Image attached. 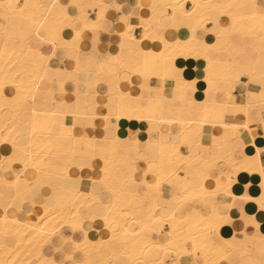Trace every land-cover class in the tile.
Here are the masks:
<instances>
[{
	"label": "snow or ice",
	"instance_id": "obj_1",
	"mask_svg": "<svg viewBox=\"0 0 264 264\" xmlns=\"http://www.w3.org/2000/svg\"><path fill=\"white\" fill-rule=\"evenodd\" d=\"M80 7L82 6L68 3L48 5L30 4L27 0L24 3L20 0H0L4 21L0 25V115L4 116L0 122V144L10 145L11 151L10 155L0 157V182L8 189L3 194L5 202L0 213L4 223H7L10 214L15 217L27 211L31 215V210L26 207L28 204L42 203L47 209L49 205L45 202L56 200L58 190L68 186L71 179L70 174H65L68 167H96L92 159L95 157V149L102 146L94 145L77 127L78 123L88 119L87 112L73 111L71 107L66 111L52 110L56 105L57 87L64 91L65 84L72 81L76 85V94L79 95L82 91L83 77L79 71V56L76 57L75 72L62 71L54 64L56 61L62 63L66 56H70V48H75L81 37V33L76 30L77 26L71 23L74 17L70 14V9ZM169 7L175 9L182 5ZM201 7L207 10L204 15L211 24V27L203 26L202 32L205 35L212 33L216 37L215 45L205 47L217 48L223 44L222 50L229 56L228 59L214 58L207 50L195 53L197 59L203 56L208 61L205 69L208 73L205 77L208 89L203 101L205 111L209 103H219V98L214 93L219 90L220 81L213 78V64L219 63L225 68V82L230 85L229 96H232V90H241L242 99L233 105L235 110L251 119L255 114L253 109L258 108L259 120L264 123V0H258V3L252 5H193L194 10ZM55 8L61 9L58 16L52 14V9ZM248 9L254 11H247ZM222 16L228 19L222 20ZM172 18L175 19V16ZM64 27H72L76 32L71 41L60 36ZM152 38L161 41L164 51L160 53L158 60L146 64L141 74L147 80L151 75L159 78L169 68L174 70L157 84L155 91L159 94L160 103L155 106V110L143 103L129 105V109L136 113V119L147 121L148 140L142 143L136 139V134H130L123 141L116 137L120 145L115 153L121 161L119 183L109 182L110 161L106 155L103 156L106 175L102 179L93 180V191L83 202L89 206L90 211L94 206L107 207L109 211L117 206L122 216L134 215L139 211L147 216V222L139 231L131 233L135 242L127 238V232L121 237L119 229L114 228L110 240V255L106 259L82 258L80 244L62 230L43 233L46 239L40 247L37 264H264V224L259 223L254 215H248L245 209L246 202H254L258 210L264 212V149L258 150V155L261 156L258 195L250 194V186H246L242 195L229 194L231 202L213 197L205 199L203 207H197L194 203L199 197L184 196L183 192L189 189L195 192L200 187L201 175L214 177L218 170L223 176L224 168L219 160L209 163V156H202L199 151L193 152L192 141L186 137L173 138L169 135L167 139L154 145L153 132L157 130L156 124L177 122L175 119H166L163 113L165 104H175L177 100V95H167L168 81L176 83L174 93H182L180 99L196 104L188 92L198 90L197 80L183 81L178 75L179 69L170 65L169 59L176 55H189L187 46L193 41L202 42L203 37L198 36L193 28L184 46L176 41V47L171 52L166 35L162 36L157 32ZM92 39L95 51V35ZM166 53H169L167 57ZM9 83L13 88L12 93L6 90ZM145 86H148L147 83ZM149 90L152 89L149 87ZM38 94L44 100L43 104L38 103ZM48 100H51V104ZM38 116H50L52 119L41 121L36 119ZM68 116L74 117L71 125L67 122ZM104 119L111 124L110 116ZM240 127L246 128L247 124ZM185 148L188 149V155H185ZM140 159L145 161L146 170L143 165L137 164ZM138 169L144 170L145 177L151 172L156 179L153 182L145 179L136 183L131 173ZM247 170L255 171L256 168L253 166ZM165 183L173 187L174 195L171 200L164 201L172 207L164 209L165 215L160 216V205H149L146 198L155 191L158 198L163 200ZM132 186L140 199L136 208H129L126 202L121 201V197H125ZM142 186H146L149 191L143 192ZM177 189L179 191H175ZM141 192L143 197H140ZM105 199L112 203L105 206ZM77 203H72L67 212L69 217L82 216L81 209L76 207ZM153 208L157 210L153 211ZM232 209H239L242 227H238L229 215V210ZM50 215L51 212L46 211L41 218L42 222ZM12 222L16 223L17 220L13 219ZM66 223L74 231L77 227L83 231L82 219H70ZM153 224L170 227V231L168 228H160L157 232V236L166 234V240L144 234ZM229 224L234 233L231 239L226 240L222 229ZM63 226L61 224L59 228L62 229ZM37 230L38 227L32 231ZM152 230L155 231V228ZM30 235L31 233L25 235L24 239H28ZM144 240L149 241L156 251H151L149 245L143 243ZM3 247L8 250L9 259L0 260V264H17L12 256L13 253L18 255L16 250L19 245L10 248L5 240Z\"/></svg>",
	"mask_w": 264,
	"mask_h": 264
},
{
	"label": "bare ground",
	"instance_id": "obj_2",
	"mask_svg": "<svg viewBox=\"0 0 264 264\" xmlns=\"http://www.w3.org/2000/svg\"><path fill=\"white\" fill-rule=\"evenodd\" d=\"M25 2V0H20V2ZM140 1V0H139ZM152 3H157L160 7V10H153L150 14L149 18H144L142 17L141 13L138 15L131 14L129 22L125 26V30L121 33V37L124 38V40L131 41L132 43H139L142 41H147L151 43H157L158 46H160L159 49L155 50L152 48L144 49V48H139V51L134 52L130 51V54L132 55L131 57L124 58L123 53L119 52L115 56H110L109 60L114 61L121 69H126L129 74H130V80H129V86L130 87H136L138 89L137 92L132 91H123L120 88V80L118 81L117 88L118 91L116 95L112 99L113 101V107L116 110V114L113 115L112 118H114L117 122V126L114 129V139H113V145L110 149H102V148H97L95 149V157L92 159L93 162L99 163V168H98V173L99 177L98 178H90L89 179V186L86 191L82 190L80 188L82 179L80 177L76 176L74 177L71 174L72 167L70 166L67 169H65V174L71 175V179L68 181V186L67 187H61L58 190L57 193V198L56 200L52 202H45L49 206L46 209L44 204L42 203H36L35 205L33 204H28V209H33L31 210V215L28 214L27 211L20 213L19 216H10L8 217L7 223L3 222V217L0 215V260H5L9 259L8 256V250L3 247V244L5 240L7 241L8 245L10 248H15L16 245H19V248L16 250L18 252V255L16 253H13L12 258L17 261V264H37V262L40 259V247L41 245L44 244V240L46 237L43 235V233H51L54 230H61L59 228V225L63 224V228L66 227L70 229L72 232H79L82 236V239L80 242H78L81 246V252L80 255L84 259H106L107 255H110L109 252V247H110V240L113 236V229L118 228L119 229V235L121 237L124 236V233L127 232L128 239L130 241L135 242V238L131 235V233L135 231H139L144 223L147 222V216L140 213L137 211L134 215H120L119 214V208L117 206L112 207V209L109 211L107 207H99V206H94L92 210H89V206L87 204H84V200L89 197V194L92 193V186H93V180H99L105 177L106 172H105V160L103 159V156H107L109 158V165H108V177L109 181L111 179H116L117 183H119L120 176H119V170L121 168V161L119 157L115 156V153L119 150L120 145L119 142L115 139L116 137L119 138L120 141L126 140L127 138H123L118 134V122L121 119L124 120H134L138 122H146L147 121H141L135 118L136 113L131 111L129 109V105H139L143 103L146 106H151L155 110V106L159 105V100H158V93L155 91L156 86L152 85V81H156L158 83L161 82V79L164 76H167L170 71H173L174 69L169 68L168 70L164 71L163 73L160 74V77L158 78L156 75H151L149 77H146L145 75L141 74L142 70L144 69L146 64H151L152 62L156 61L160 57V53L164 51V45L161 43L159 39H153L156 35L157 32L160 33V35H166L163 34L162 31L166 29V26L163 25L162 23H158L157 26L154 23L155 18H159L160 16L164 15L166 13V10H171L172 14L170 16V20H172V29L174 31L179 30V29H184L186 27L187 32H188V37L186 39H180V38H174V39H169L170 41V46H169V52L171 50L175 49L176 47V41H180L182 46H184V42L189 39V37L192 34V29L195 28L196 32L199 29H202L203 26H205V23L207 22V19L204 15V13L207 11L203 7L193 9L194 4L198 5H206L210 3H237V4H246V5H252L255 3H258V0H150ZM3 2H9V0H3ZM12 2H15V0H12ZM28 3L30 4H48L51 5L53 3H59L58 0H45V3H43V0H27ZM84 0H70V4H77L81 5L82 7L77 8L78 10V16L74 17L72 19L71 23L72 24H77L76 30H78L81 33V37L79 41L76 44V49L78 50V44L81 41L82 36L89 32L90 29L93 28V25L88 23V20L86 19V16L88 13V9L86 8ZM93 6L98 7V13L101 18L105 17L106 14V7L101 5V4H94L92 3ZM186 4H190V7L186 9ZM169 5H182V7H176L173 9L172 7H169ZM75 11V10H74ZM247 11H254V9H248ZM61 13V9L55 8L52 9V14L54 16H58ZM0 14H3V9H0ZM129 14V13H128ZM190 14V15H188ZM176 16H181V21H175L172 19V17ZM72 16V15H71ZM73 17V16H72ZM80 17H83L82 20ZM224 17V16H222ZM176 18V17H175ZM228 19V17H224ZM2 21L0 22V25L4 23L3 17L1 18ZM102 22V21H101ZM203 22V23H201ZM179 25V26H177ZM191 25V27L187 26ZM139 28H142L143 34L141 37V40L136 41L135 40V35L137 33V30ZM64 29H68L70 32H72L73 35L76 34L74 29L72 27H64L60 31V36H62V32ZM96 31V30H95ZM167 36V35H166ZM87 41V40H86ZM82 43V42H81ZM145 43V42H144ZM128 45V43H127ZM131 45V43H130ZM206 45H212L206 43L204 40L202 42H197L193 41L190 46H187V49L190 54L187 56L184 55H176L172 56L169 59V64L174 65L175 69H178L175 65V62L178 58H196V51H205L207 50L209 52V55L218 58V59H228L229 56L227 53H225L223 50H217L215 48H206ZM0 46H2V43H0ZM149 46V45H148ZM157 46V47H158ZM80 47V46H79ZM82 48V47H81ZM136 48V47H135ZM147 48V47H145ZM154 48V47H153ZM125 49V48H124ZM134 49V48H133ZM77 52V53H78ZM169 55V53H166V57ZM205 61L206 66L205 69L208 67V61L201 56V58ZM204 69V77H203V82L206 84L207 89H208V83L205 79L206 75L208 73L205 72ZM77 69L74 70V72ZM95 70V69H94ZM97 71V70H96ZM179 73L178 75L180 74ZM97 74L99 71L96 72ZM213 73L214 79H217L220 81V84L226 85L228 84L225 82V68L223 64L219 63H214L213 64ZM83 77V83L81 87H84L88 92V89L91 87H94L96 83H92L88 79V72L86 71L85 73H82ZM107 76V75H106ZM0 80H2V77H0ZM139 81V84H138ZM184 81V80H183ZM71 83L75 88V90L72 93L76 94V85L74 82H68ZM147 83L148 86H145ZM67 84V83H66ZM113 86V85H112ZM149 87L152 89L151 91L149 90ZM183 88V85H181ZM206 89V90H207ZM9 93L13 92V88L11 84L9 83L7 89ZM216 92V91H215ZM57 93H68L65 89L64 91H58ZM39 95V94H38ZM89 99L92 100V96L90 94H86ZM96 96V95H95ZM110 97L108 98V104L105 106L109 108V102H110ZM178 101V100H177ZM98 104V103H97ZM87 105L89 102L86 103ZM232 105V104H231ZM94 108L96 107L95 105ZM100 106V105H99ZM207 111H205V108L203 106V102L197 103L193 105L191 102H189V106L185 109L183 108H178L176 109L174 107V104H165L163 106V113L166 119H175L177 122L176 123H159V124H165L169 129L166 134H163L159 132L154 140L156 142L167 139L169 135H171L173 138L179 136L182 139L183 138H189L192 141V145H196L199 147L200 150L204 151L207 148L202 145V138L203 136L207 135V132H205V127L210 128L211 132H208V136L212 137L213 131L218 129L222 130H229L231 131L236 139H239V129L244 128L247 129V131L250 132L248 128V124L251 122L248 117L244 116L243 113L238 112L236 110H228V105L225 103L222 104H212L209 103L207 106ZM90 108V107H89ZM234 108V107H233ZM235 109V108H234ZM91 110V109H90ZM93 112V111H92ZM91 113V111H90ZM92 115V113H91ZM110 116L109 114L102 115L101 117L104 119V117ZM111 117V116H110ZM229 117H241V120L243 121L241 124L239 123H230L227 122L226 119ZM72 118V117H71ZM4 119L3 115H0V122H2ZM37 120L41 121H47L49 119H52L50 116H38L36 117ZM113 119V120H114ZM73 118L71 119V123L73 122ZM106 121V119H104ZM188 121H193V123H189ZM70 123V125H71ZM247 124V127H240V125ZM252 124V122H251ZM171 129H176V134H174ZM128 130V129H127ZM264 130V128H263ZM106 132V131H105ZM108 132V131H107ZM221 132V134H222ZM248 132V133H249ZM263 133V132H262ZM106 135V134H105ZM98 137H103L98 136ZM95 138V137H94ZM107 138V137H106ZM252 139V138H251ZM240 140V139H239ZM221 141L223 145H225V139L221 138ZM202 145V147H201ZM223 145L219 146L221 149L224 147ZM10 146V145H9ZM244 147L241 145L240 148ZM244 148L248 149V154L243 156L241 160H237L234 158L233 152L228 153V155L222 159V161L227 165L232 167L233 174H236L241 171H245L249 174H258L259 175V155H258V150H260L258 147H256L254 144H250L249 146H245ZM198 149V150H199ZM218 149V150H219ZM224 149V148H223ZM243 149V148H242ZM157 151H159V147L157 146ZM223 151V150H222ZM221 153V152H220ZM188 152H185V155H188ZM205 154V153H204ZM203 153L201 154L202 156H205ZM211 154V153H210ZM226 154V153H225ZM209 156V155H207ZM0 157H3L2 154L0 153ZM213 157V156H211ZM210 158V156H209ZM254 158V159H253ZM209 163H211L209 161ZM147 166V165H146ZM255 167V171H248L247 169L249 167ZM77 167V166H76ZM80 170H83V168L77 167ZM147 169V168H146ZM74 173V172H73ZM136 173V170L131 173L132 177L134 178ZM148 175H152L151 172H149ZM210 177L206 175H201L200 177V187L196 189L195 192H193L191 189L188 191L183 192L184 196L187 197H199L197 202H200L203 204V201L205 199H210L213 197H230L231 192V186L233 183V176L228 175L224 173V178L226 180L225 185H219L215 184L213 188H208L206 186V181ZM135 179V178H134ZM156 179V178H155ZM231 180V183L229 182ZM148 181V180H147ZM154 181V180H153ZM151 181V182H153ZM150 182V181H149ZM215 182V181H214ZM87 183V182H86ZM166 185L171 186L170 184L165 183ZM164 184V185H165ZM0 185L3 186L4 189L8 190L7 187L0 182ZM23 185V180L21 181V186ZM99 186V185H97ZM146 187V186H145ZM172 187V186H171ZM173 188V187H172ZM179 191V189H177ZM1 191V190H0ZM156 196L153 198L151 196V202L149 205L156 203L159 204L160 199L158 198V193L153 191ZM68 194V197H65V195ZM142 197V196H140ZM76 201L78 202L76 204L77 208L81 209L82 216L79 217H69L67 215V212L72 206V203ZM121 201L126 202L129 208H136V206L140 203V199L137 197L135 188H132V190L125 196L121 197ZM63 203V207H58L56 206V203ZM109 203H112V201L109 202H104V205H108ZM81 205H83L81 207ZM95 207H98L101 209V211L95 212L94 209ZM172 207V206H171ZM170 207H167L168 209ZM165 209V208H164ZM3 206L0 204V213H2ZM75 211V209H72ZM157 209L153 208V211H156ZM49 211L51 212V215L48 216L47 220L42 222L41 218L45 216V212ZM230 211V210H229ZM161 216V215H160ZM13 219H16L17 222L13 223ZM70 219H82L83 220V231L80 230L79 227L75 229V231L67 226L66 221ZM94 221H100L104 225L103 232L107 234V237L105 238H99L97 240H92L89 238V233L87 229L84 227L85 223L91 224ZM139 221V222H138ZM93 225V224H92ZM135 226L136 228H132L131 226ZM38 230L33 232L32 230L34 228H37ZM152 228H155V231L152 230ZM152 228L146 229L145 230V235H157V232L159 231L160 228H168L170 231V227L168 225H159L156 226L153 224ZM95 230V229H94ZM101 233L100 231H98ZM31 233L28 239H24L25 235ZM168 237L166 234L164 235V240H166ZM231 239L227 238L226 240ZM94 243V246H92ZM143 243H147L149 245V248L151 251L155 252L156 249H153L151 247V243L147 240H144ZM136 255H139L136 253Z\"/></svg>",
	"mask_w": 264,
	"mask_h": 264
},
{
	"label": "crops",
	"instance_id": "obj_3",
	"mask_svg": "<svg viewBox=\"0 0 264 264\" xmlns=\"http://www.w3.org/2000/svg\"><path fill=\"white\" fill-rule=\"evenodd\" d=\"M58 2L70 4V0H58ZM84 2H86L85 6L88 9V13H86L87 14L86 19L88 20V23L93 25V28L82 36L81 41L78 44L79 52L77 51L76 48H70L71 55L66 56L62 63L56 61L54 62V64L62 71L67 70L74 72V70L77 69L76 57L79 56L80 57L79 71L82 73H85L87 71L89 74L88 75L89 81L92 83H96V85L94 87L89 88L88 92H86L87 90L84 87H81L82 91L79 95H77L75 93H72L75 90L74 89L75 87L71 85V83L65 84L64 89L68 93L55 94L56 105L52 110L66 111L68 110V108L71 107L73 111H86L88 115V119L78 123L77 125L78 130L85 133V136L88 139H90L94 145L99 144L102 146L100 147L102 149H110L113 145L112 141L115 136L114 129L117 126L116 123L117 121L114 118H112L113 115L116 114V110L113 107L112 99H114L113 97L116 95L118 91L117 88L118 81L120 80L121 82L120 88L123 91L133 90V92H137L138 89L136 88L137 86L135 88L129 86V80H130L129 72L126 69H121L114 61L109 60V57L115 56L119 52H122L124 58H128L132 56L130 54L131 50L137 52L139 51L140 47L144 49H148V48H152L155 50L159 49L160 46H158L157 43L153 44L148 41L147 43L146 41H142L139 43L137 42L132 43L131 41H128L126 39L124 40V38H122L120 35L125 30V26L129 22L131 14L138 15L139 13H141L142 17L149 18L151 12L153 10H160V7L157 3H152L150 0H140V1L139 0H84ZM43 3H45V0H43ZM92 3L94 4L98 3L106 7V14L104 18H101L99 16L98 7L96 6L94 7ZM120 5H122V7H118ZM189 7L190 4H186V9ZM77 12H78L77 8L70 9V14L73 17L78 16ZM169 14L171 15L172 12L171 10L168 9L166 10V13L164 15L160 16L159 18H155L154 23L156 24V26L158 23L160 24L162 23L163 25H165L166 29L162 32L163 34H166L169 39H174V38L186 39L188 37V32L186 27L184 29H179L174 31V29H172V20H170ZM174 16L176 18L175 19L172 18L173 20L181 21V16H176V15ZM2 17L3 14H0V22L2 21L1 19ZM82 18L83 17H80L81 20ZM221 19L224 20L226 18L221 17ZM75 25L77 26V24ZM205 26L211 27V24L206 22ZM142 34H143L142 28H139L135 35V40L136 41L141 40ZM93 35H95L96 37L95 51H93V39H92ZM197 35L202 36L203 40L208 44H212V45L216 44V37L212 33H208L205 35L203 34L202 29H199L197 31ZM73 36L74 35L72 34V32H70L68 29H64V31L62 32V37L67 41H71ZM215 49L222 50L223 44H221L219 47ZM175 65L179 70H181L179 76L182 77L184 81L190 82L192 80H197L196 87L198 90L194 93L189 91L188 95L191 96V98L195 100L197 103L203 102L205 99V92L207 89L206 84L203 82L204 69L206 66L205 61L202 59H194V58H188V59L178 58L175 62ZM96 70L99 71L98 74L96 73L97 72ZM157 84L158 82L152 81V85L156 86ZM176 87L177 86L174 81H168L167 95L169 97H172L174 94L177 95L178 101L176 100L174 107L176 109L178 108L185 109L189 106V102L180 99L182 93L179 92L174 93V89H176ZM253 87L256 86L253 85ZM229 90H230L229 84L226 85L220 84L219 90L216 91L214 95L219 98L218 104H222V103L227 104L229 106L228 110L230 111V110H235L233 108V105L239 102L242 99V97H241V90L239 88L232 90L231 97L229 96ZM58 91H60L59 87H57L56 92ZM86 94H90V96H92V100L89 99V97ZM109 97H110L109 99L110 102L108 108L105 105L108 104L107 102ZM47 102L51 104V100H48ZM87 102H89V104L91 105L86 106ZM38 103L39 104L44 103V100L40 98L39 95H38ZM97 103L100 105L99 107L97 106L98 105ZM92 105H95L96 107L94 108V106ZM253 112L255 114L250 119L252 124L251 122L248 124V128L250 132L247 131V129L240 128L239 129L240 140L236 139L235 135L229 130H224L222 132L223 129L214 130L212 137H209L208 132H211V129L205 127V132H207V135L203 136L202 145L205 146L207 149L202 151L199 149L198 146L192 145L193 152L199 151L201 154L205 153L209 155L210 162L214 160H219L224 168V173L228 175L229 173H231V176H233L231 192L233 195H237V196L242 195L244 193L246 186H250L248 188L250 194L258 195L260 177L258 174H249L245 171H241L236 174H233L232 167L227 166L222 161V159H224L230 151L233 152L235 159L241 160L243 156L248 154V149L244 148L245 145L249 146L251 143L254 144L256 147H258L260 150L264 149V130H263L264 123H261L259 120V109L255 108L253 109ZM105 114H109L111 116V124H109L108 120L105 121L101 117L102 115ZM71 117L72 116L67 117V122L69 125L71 123V119L72 118L74 119V117L72 118ZM226 121L230 123H238V124L239 123L241 124L243 122L241 120V117H229L226 119ZM155 128L157 130L153 132V138H155V136L159 132L166 134L169 129L165 124H156ZM171 131L174 134H176V129H171ZM118 134L123 138H128L130 134H136V139L141 140L142 143H145L148 140V124L146 122H138L134 120L126 121L124 119H121L118 122ZM101 135L103 137H98ZM221 138L225 139V145H223ZM153 143L154 145H156L155 140L153 141ZM221 145H223L224 147L219 149L220 148L219 146ZM241 145L244 146L242 147L243 149L240 148ZM184 151L188 152V149L185 148ZM0 153L2 154V156L10 155L11 154L10 146L8 144H0ZM258 157H259V161L261 162V156L259 155ZM93 164L96 165L95 168H83V170H80L76 166L72 167L71 174L74 177L76 176V178L80 177L82 179L80 188L84 191L88 189L90 178L99 177V173H98L99 163L93 162ZM137 164L143 165V169L146 170L147 166L144 160L142 159L138 160ZM144 170H140V169L136 170L134 176L136 183H139L137 182V180L141 181L146 179L151 182L155 179L153 175H148L147 177H145ZM109 182L117 183V180L113 178ZM215 184H219L222 186L226 184L224 174L223 176H221L218 170L214 177H210L206 181V186L210 189L213 188ZM142 187H143V192L149 191L147 187L145 186ZM132 188H134V186H132ZM163 189H164L163 200L159 201V205H160L159 214L161 216L165 215L164 208L166 209L167 207H171L165 204L164 201L171 200L174 195V189L171 186L165 184L163 185ZM0 190H1L0 204L3 206L5 202L3 194L7 190L4 189L3 186L1 185H0ZM91 190L93 191V186ZM143 192L140 193V196L142 197H143ZM106 195H110V194H106ZM151 196H153L154 198L156 195L154 193H151L146 198L148 204H150L151 202ZM65 197H68V194H66ZM218 198L231 202L230 197L220 196ZM109 201H110L109 199H105L104 202L107 203ZM194 203L196 204L197 207H203V204L200 202L194 201ZM58 205H62V203H59ZM26 207L28 208V206ZM245 209L248 215H254L259 223L264 224V212H260L254 202H246ZM30 210L33 209L31 208ZM94 211L99 213L101 209L95 207ZM229 215L232 216L233 220L235 221L238 227H242V221L240 219L239 209L230 210ZM10 216L12 215L10 214ZM18 216L19 214L17 215V217ZM84 227L87 229L89 233V238L94 241L99 238L107 237L105 231L103 232L104 225L100 221H94L91 224L85 223ZM61 230L64 231L67 236L73 237L77 242H80L82 239V236L79 232H72L70 229L66 227L62 228ZM98 231H100L101 233H99ZM222 232L224 239H227L232 236V234L234 233V229L232 225L229 224L224 226ZM154 236L157 239L164 240V235L161 236L154 235Z\"/></svg>",
	"mask_w": 264,
	"mask_h": 264
},
{
	"label": "rangeland",
	"instance_id": "obj_4",
	"mask_svg": "<svg viewBox=\"0 0 264 264\" xmlns=\"http://www.w3.org/2000/svg\"><path fill=\"white\" fill-rule=\"evenodd\" d=\"M22 3H23V2H22ZM137 182H140V181H138V180H137ZM61 203H62V202H61ZM62 205H64V204L62 203ZM57 206H58V207H62L61 205H58V204H57ZM138 222H139V221H138ZM131 227H132V228H136V227H135V226H133V225H132ZM92 246H94V243H93V245H92Z\"/></svg>",
	"mask_w": 264,
	"mask_h": 264
}]
</instances>
